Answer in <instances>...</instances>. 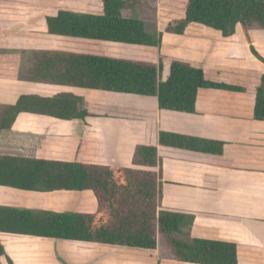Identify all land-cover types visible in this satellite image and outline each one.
Segmentation results:
<instances>
[{
    "label": "trees",
    "instance_id": "1",
    "mask_svg": "<svg viewBox=\"0 0 264 264\" xmlns=\"http://www.w3.org/2000/svg\"><path fill=\"white\" fill-rule=\"evenodd\" d=\"M144 1L157 12L160 30L150 31L135 16ZM93 2L95 8L89 13L62 9L48 16V33L159 48L165 33L183 36L195 27H210L236 40L240 26L249 43V28L258 25L264 30V0ZM251 50L264 61L254 46ZM28 57L29 64L20 74L0 54V72L11 79L156 97L159 109L190 114L199 113L196 101L201 89L250 93L255 101L254 119L264 121V73L254 70L204 69L189 59L163 54L149 61L42 49L31 51ZM22 112L63 120L118 117L143 122L144 139L132 157L133 165L141 168L0 154V186L41 192L91 190L97 200L94 213L0 206V233L153 251L161 262L239 264L237 243L193 237L185 228L194 223L195 214L161 205L162 160L228 167L231 162L224 157L222 141L159 130L156 110L108 103L86 106L82 96L67 91L25 92L15 104H0V133L10 129ZM156 167L158 171L153 170Z\"/></svg>",
    "mask_w": 264,
    "mask_h": 264
},
{
    "label": "crops",
    "instance_id": "2",
    "mask_svg": "<svg viewBox=\"0 0 264 264\" xmlns=\"http://www.w3.org/2000/svg\"><path fill=\"white\" fill-rule=\"evenodd\" d=\"M74 1L0 0V54L3 60L21 74L29 64L31 51L58 49L53 42H59L57 37L60 36L48 33L46 19L59 10H67L65 6L69 7ZM237 30L236 40L224 37L210 27H195L191 34L183 36L165 33L161 47L157 49L158 55L186 58L204 69L264 73V61L251 50L254 46L264 58V30L258 26L249 28L251 43L240 26ZM11 54H20L22 64L14 65L8 58ZM75 89L82 88L11 79L0 72V104H15L25 92L57 94L67 91L78 95ZM128 95L122 103L114 102L113 97L107 98L105 103L156 110L159 130L224 143V157L231 162L228 167L164 158L161 205L195 214L194 223L185 228L193 237L237 243L239 264H264V121L254 119L253 96L201 89L196 101L199 113L190 114L159 109L156 97ZM144 132L143 122L118 117L63 120L22 112L10 129L0 133V154L141 168L133 165L132 157L135 147L144 139ZM153 170L158 171V167ZM0 206L94 213L97 200L91 190L41 192L1 185ZM43 239L48 238L1 232L0 246L4 254L0 255V264H11L10 260L12 264H58L59 256L53 261L57 263L48 260L47 249L51 244L44 246ZM87 250L95 257L91 264H101L100 260L106 263L108 251L133 259L135 264H181L161 262L153 251L113 247H88Z\"/></svg>",
    "mask_w": 264,
    "mask_h": 264
},
{
    "label": "rangeland",
    "instance_id": "3",
    "mask_svg": "<svg viewBox=\"0 0 264 264\" xmlns=\"http://www.w3.org/2000/svg\"><path fill=\"white\" fill-rule=\"evenodd\" d=\"M51 3V0H49ZM94 4L91 0H75L71 5L65 6L67 10L69 9L72 12L83 14L91 12ZM142 7V8H141ZM135 16L139 19L144 20L150 31L159 30V18L157 12L149 7L147 2H143L142 5L135 9ZM255 26V25H254ZM258 26V25H257ZM59 42L54 41L55 47L62 50L80 52V53H89V54H98L105 55L115 58L121 59H139V60H157L158 47H148L142 45H130L123 43H114L109 41H99L85 38H77V37H65L60 36ZM54 47V48H55ZM9 60L14 65L22 64V60L20 59V54L15 55L11 54L8 56ZM78 92V95L84 96L85 105L89 106L92 103H105L107 102V98L113 97V101L116 103H122L128 98V94H118L107 91H97V90H89V89H75ZM125 96V97H121ZM20 155L19 153H15ZM47 209H53L48 207ZM53 211H58L54 210ZM45 243L44 246H49V250L47 249V256H49L48 260L51 259L53 262L55 258L59 256L58 264H65L69 262L70 264H91L95 257H91L89 255L88 247H100L102 249H109L111 247L99 246V245H89L86 243H72L69 241L63 240H53V239H43ZM47 243V244H46ZM120 249V248H119ZM90 250V248H89ZM118 250V249H117ZM129 250V249H126ZM98 252V250H97ZM43 255H45V251L42 249ZM109 259L106 263L99 261L101 264H135L133 259H129L128 257L114 255L112 252L108 251ZM108 253L106 256H108ZM88 256V259L85 258ZM98 256V255H97ZM57 263V262H53ZM98 264V263H96Z\"/></svg>",
    "mask_w": 264,
    "mask_h": 264
}]
</instances>
